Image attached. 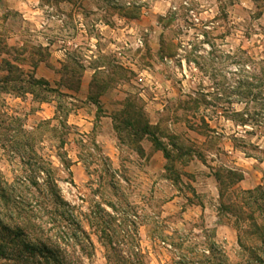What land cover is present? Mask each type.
<instances>
[{
	"label": "clouds",
	"instance_id": "9594fccd",
	"mask_svg": "<svg viewBox=\"0 0 264 264\" xmlns=\"http://www.w3.org/2000/svg\"><path fill=\"white\" fill-rule=\"evenodd\" d=\"M0 264H264V0H0Z\"/></svg>",
	"mask_w": 264,
	"mask_h": 264
}]
</instances>
